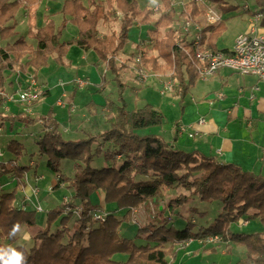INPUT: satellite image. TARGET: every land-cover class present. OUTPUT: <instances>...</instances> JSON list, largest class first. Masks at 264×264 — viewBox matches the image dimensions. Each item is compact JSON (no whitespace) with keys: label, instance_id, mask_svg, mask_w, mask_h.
<instances>
[{"label":"trees","instance_id":"1","mask_svg":"<svg viewBox=\"0 0 264 264\" xmlns=\"http://www.w3.org/2000/svg\"><path fill=\"white\" fill-rule=\"evenodd\" d=\"M40 1L0 0V43L5 42L0 44V126L5 120L26 124L42 120L44 131L36 138L38 154L46 158V167L57 177L55 188L64 179L70 180L73 197L80 203V212L63 215L62 207L49 210L45 225L35 230L30 238L31 246L26 247L18 242V233L14 236L10 233L17 224L19 228L34 226L35 211L22 205V198L21 204L16 202V188L4 191L1 187L0 248L11 247L22 252L26 257L25 264H168L166 258L173 254L175 243L217 236L223 241L245 246L246 258L234 264H264V174L243 170L233 163H220L214 156L205 155L199 150L175 148L172 143L177 140V131L173 133L171 141L156 133H139L138 130L160 126L164 119L162 112L150 104L128 110L123 102L118 104L108 101L102 113L108 129L100 134L86 133L85 137L79 139L61 136L59 122L52 111L36 119L27 112L14 114L1 110L5 100L1 93L13 83L6 79V71L16 74H26L29 68L36 71L46 66L50 57L59 65L67 67L69 63L65 61V54L71 44L83 50H93L113 74L118 90L123 91L125 84L121 82L120 76L125 68L123 63L127 62L121 60L120 63L117 58L137 17L139 24L146 29L145 35L149 32L159 34V29H164L153 40L152 50L156 51V55L147 51L143 62L153 72L172 68L175 84L173 94L181 100L200 76L189 54L177 42L181 41L192 51L194 47L181 35L179 25H173V22L187 14L199 18L203 12L196 1L185 3L177 13L171 0H162L163 11L154 19L151 8L139 9L138 0H64L58 10L64 17L62 22L56 26L52 19L44 17L45 23L38 27L35 14ZM206 1L220 9L221 20L203 29L202 42L205 47L217 50L220 48L216 42L225 29V20L231 17L228 13L237 10L238 5H232L227 0ZM263 1L255 0V4L264 14ZM112 5L117 6L115 11ZM21 8L29 9L28 35L36 41L35 46L28 44L23 36L17 37L16 15ZM245 11L254 14L258 10L247 7ZM111 19L120 22L118 32L101 34L99 24ZM66 21L75 26L76 37L61 41ZM129 58L131 61V56ZM39 94L44 97L48 91L41 90ZM97 137L108 143L105 150L100 147L92 150ZM23 148V143L15 139L7 144V150L17 156ZM98 155L104 157L106 164L95 168L92 161ZM64 159L74 164L75 172L71 177L64 175L60 169V162ZM14 161L8 159L1 162L0 173L12 174L21 181L30 166ZM37 166L36 163L32 167V172L37 171ZM175 186L192 190V194L198 195L200 201L219 203L222 205L221 212L212 222L197 230H193L194 223L191 221L183 229L175 228L170 213L176 212L188 201L184 195L164 200L163 192ZM96 190L103 192L106 204L116 205L115 210L106 212L101 222L91 220V212L96 209L90 204V195ZM145 200L153 204L155 210L152 217L156 218L157 213L159 219H146L139 224L132 237L122 235L121 224L125 220L130 221L132 209ZM249 208L255 209L253 217L258 218L263 231H233L230 224L244 217ZM166 210L170 213L164 214ZM115 211L121 214L116 215ZM57 216H61L59 225L52 231L50 223Z\"/></svg>","mask_w":264,"mask_h":264},{"label":"rangeland","instance_id":"2","mask_svg":"<svg viewBox=\"0 0 264 264\" xmlns=\"http://www.w3.org/2000/svg\"><path fill=\"white\" fill-rule=\"evenodd\" d=\"M226 1V0H225ZM230 4L238 5L237 10L230 11L228 14L231 16L225 20V29L223 33L217 39V44L220 47L230 46L233 43L235 36L243 31L248 30L250 23L248 24L249 14L245 10L247 7L254 8L255 0H227ZM139 9L142 10L144 7L150 8V0H138ZM208 5L215 7L217 11L220 12V9L212 3H207ZM61 5V3H60ZM37 6V5H36ZM113 6V5H112ZM176 12L178 13L182 6L176 4ZM55 10H59V5H54ZM114 11L117 9V6L114 5ZM52 8V7H51ZM21 8L18 11L17 18H23V10ZM54 9V8H53ZM163 8L159 11L162 13ZM240 12V13H237ZM44 13L40 12L35 14V19L39 20L42 18ZM221 14V13H220ZM117 15V14H116ZM118 12V16H120ZM152 18L157 16L153 13L151 14ZM228 16V15H227ZM176 18V17H175ZM20 19V20H21ZM180 20L173 22V25L179 24ZM139 23V17L134 21V25ZM152 24V23H150ZM28 20L27 22L20 21L16 30L20 35H23L28 41L31 42V38L28 35ZM120 22L118 20H109L103 21L99 24V31L101 34H110L111 32L117 33L119 30ZM133 27L129 30L128 39L126 40L123 49L119 53V57L123 58L127 56H132L131 53L139 47L140 37L137 38L139 34V27ZM260 33H264V18H261L258 22L255 23ZM137 26V25H135ZM143 28V26L141 27ZM164 31L163 28L159 29L158 33L149 32L146 34L149 38L146 39L147 42H150L144 45V49L147 52H151L156 55V51L152 50V44L154 38H158L160 34ZM146 29L143 28V35H145ZM74 37L71 31L66 29L63 31L60 36L61 41H69ZM137 39V40H136ZM134 47V49H133ZM133 49V51H132ZM82 54L79 53V48L76 44H71L68 46L65 57L68 60H71L73 66H70V63L67 67L59 65L53 57L48 59L46 66L34 71L30 70V74H16L6 71L4 75L6 79L10 81L14 79V83L11 86L5 88L3 93L14 95L15 99L17 98L18 93L23 90L30 77H34L37 86L42 87L44 85L49 89L50 94L42 97L41 94L37 93L35 101L31 102H19L18 100H4L1 110L3 112H11L14 114L17 113H29L30 116L39 119L43 114L52 111L54 117L59 122V132L61 136L65 139H79L86 136V133L91 134H100L104 130L108 129V124L103 120L102 110L104 105L108 101H113L115 103L125 104L128 110H133L140 108L146 104H150L153 108L160 110L164 116V119L160 126H153L149 128H144L138 130L141 134L156 133L163 137L164 139L171 141L173 137V128L176 125L182 124L186 131H191V125L194 124L199 117H203L207 120V123L215 120L217 115H219L215 110H212V105L218 101L222 107H239L236 111V121L241 127L242 131L249 136V133L252 132L251 128H248L246 125L247 109H257L254 106V103L249 102L246 98L249 89L247 84L253 80L250 77L240 75L238 73L232 72L227 69H220L214 75L204 80L199 78L193 86L189 89L188 93L184 98L180 100V97L176 94H161V86L156 77L150 69L151 73L147 80L144 83H141L135 75L134 78H129L128 73L132 70L123 69L121 72V82L125 84L123 91L118 90V86L113 77V74L110 71H106V67L103 61L99 60L97 55L93 50H86L84 54V62L86 65L77 64V60H80ZM76 62V63H75ZM162 62V59H160ZM163 63V62H162ZM171 72L169 67H166L163 72L157 71L163 76L169 75ZM221 74L226 75V78H220ZM29 75V76H28ZM18 78L19 81L17 79ZM102 77V78H101ZM62 80V83L60 82ZM82 80L84 82V88L82 91L85 92L86 98L82 99L79 102H75L73 105L68 102L67 96H63L64 91L69 92L72 89L71 85L76 86V81ZM105 80L102 83V81ZM137 82H136V81ZM75 81V82H74ZM75 83V84H74ZM102 84L104 86L102 87ZM81 88V86H80ZM245 88V89H244ZM245 90L242 95L245 98H241L239 91ZM64 94V93H63ZM224 95L222 98H218V95ZM259 94V92H258ZM121 97V99H120ZM42 98V100H41ZM218 98V100H217ZM41 100V101H40ZM40 101L39 104H37ZM211 101V104L209 103ZM90 102V103H88ZM34 104L37 106L32 107ZM262 106V105H261ZM32 107V108H31ZM92 108H95L97 116L94 115ZM31 111H30V110ZM251 109V110H252ZM236 110V109H235ZM92 111V112H90ZM254 111V110H253ZM258 111H262L261 107H258ZM256 112V111H255ZM264 116V115H263ZM42 117V116H41ZM252 121L257 123V131L261 135L260 142H264V118L257 116V120L252 118ZM39 124L42 123V120H37ZM35 122V123H36ZM42 125V124H41ZM41 125L36 124H26L21 121L10 122L8 120L4 121L3 126H0V148L2 151V156L0 157V163L6 162L8 159H14L17 164L29 165L30 170L23 174L21 181H18L16 176L9 175L5 173H0V190L1 187L4 191H12L16 188V202L22 203L21 198L23 194L20 192L24 189V194L28 196V200L25 204L27 209H34V218L36 224L34 226L25 227L21 226L17 232L19 239L18 242L23 243L26 247L31 246L32 240L30 239L32 234L38 227H43L46 223L47 212L54 208H61L63 210V215H68L70 213L78 214L75 207H79V201L74 199L73 190L70 187V180L64 179L63 182L59 183V187L55 188L54 186L58 183V179L55 174L49 170L45 165V157L39 156L38 154V145L36 144V138L38 133V128ZM92 127L93 129H89ZM254 130V131H255ZM44 128L42 126L41 131L38 133L42 135ZM183 136H187L183 134ZM11 139L18 140L23 143L24 148L21 151V154L17 156L10 150H7V144ZM95 143L92 146V150L100 147L101 150H105L108 146V143L102 142V138L97 137ZM217 143H212V150H215L217 153ZM180 148V147H179ZM205 148V153L209 154V150ZM14 161V162H15ZM14 162H11L13 164ZM37 163V171L32 172ZM105 160L102 155L95 156L92 161V166L95 168H100L105 166ZM1 166V165H0ZM60 169L62 173L66 176H73L75 172V167L72 161L68 159L61 160ZM1 170V167H0ZM200 174V173H199ZM199 174H196L199 176ZM17 185V186H16ZM179 195L187 196L188 201L177 209L179 213H170L169 210L164 211V214L170 213V215L176 220L175 228L183 229L188 222L194 223L193 230L197 228H202L207 225L209 222H212L214 218L221 212V206L217 202H204L200 201L198 195L192 194V190H188L182 186H175L171 189H167L163 192L164 200H168L170 197H176ZM67 201H69L67 203ZM90 204L94 209L107 212L108 210H115V204H106L103 199V192L101 190H96L90 195ZM40 206L42 210L37 211L36 207ZM75 206V207H74ZM154 207L151 201L145 200L138 207L132 209L133 215L132 219L129 221L125 220L120 227L122 235L132 237L136 234L139 224H142L145 221V218H150L152 220H158L159 217L153 218ZM116 215H120L119 211H115ZM255 212L254 208H249L246 216L247 218L239 217V219L230 224V227L233 231L239 233H251V230L263 231V228L258 220V218L253 217ZM250 216V217H249ZM61 216H57L51 223L50 229L54 231L59 225V220ZM254 218V219H251ZM194 219V221H193ZM249 219V225L247 226V220ZM238 221L240 223L238 224ZM246 225V226H245ZM199 226V227H198ZM241 226V227H240ZM259 232V231H258ZM207 238V237H206ZM204 238V239H206ZM65 239V238H64ZM203 238L196 239L202 244H214L217 249L220 250H211L207 248L200 249L198 253L193 254L190 257H186L183 260V264H234L243 258H246V248L243 245H237L232 241H223L221 239L213 242H203ZM136 241L142 242L137 239ZM222 249L224 252H221ZM170 256V255H169ZM181 255L178 258L179 262L181 260ZM168 264H170V257H167ZM177 262V264H179Z\"/></svg>","mask_w":264,"mask_h":264},{"label":"crops","instance_id":"3","mask_svg":"<svg viewBox=\"0 0 264 264\" xmlns=\"http://www.w3.org/2000/svg\"><path fill=\"white\" fill-rule=\"evenodd\" d=\"M63 1L64 0H41L36 7V14L40 13V12H42L44 14H43L41 19L35 20L36 25L38 27L42 26L45 23L44 17H48L49 19H52L54 21L56 26H58L62 22L64 17L58 12V8H57V11L55 10L54 5L60 6V3H62ZM263 3H264V1H263ZM253 9L259 11L260 7H258L254 2V8H252V9L250 8V10H253ZM246 12H248V11H246ZM237 13H240V12H237ZM252 13L253 12H250V11L248 12V14H249L248 15L249 16L248 24L250 23L251 15H253ZM17 15H16L15 30L18 27L20 21H22V22H24V21L27 22V20L29 21V9L26 8L23 10V18L22 19L20 18L21 20L19 18H17ZM261 18H264V14ZM65 23H66L65 28L63 31H66V29H68L69 31L72 32L74 37H76L75 26L72 23H70L69 21H66ZM135 25H137V26H135ZM135 25H134V27H136V28L139 27V34L137 35V38L140 37L139 41L140 42H141V40L147 41L146 39H148L149 37L146 35H143V28L144 27L141 28L142 26L138 22ZM263 29H264V27H263ZM259 31H262V29H260ZM16 32H17V37L23 36V35H20L17 30H16ZM25 40L28 44L35 46L36 41L34 39L31 38V42L28 41L26 38H25ZM149 42H150V40H149ZM0 44L3 45V44H5V42H1ZM216 44H217V42H216ZM232 44L230 46H223V47H220L217 44V47L220 49H225V48H230L232 46ZM78 48H79V53H81L82 56H81L80 60H77L76 62L79 65H86V63L84 62V58H85L84 54H85L86 50H83L80 47H78ZM133 49H134V47H133ZM133 49H132V51H133ZM131 54H133V53H131ZM129 57H130V55L127 57H124V59L120 58V57L117 58L118 61L120 59V61L124 60L127 62V63H123L125 65V68H124L125 70H131V68L133 70V66H132V63H131ZM65 61L70 63V66H69L70 68H71V66H73L71 60H68L67 57H65ZM104 65L106 67L105 63H104ZM30 70H31V68H29L27 70L28 73L27 72L26 73L30 74L29 73ZM105 70L109 71L107 69V67ZM134 75H135L134 70L131 71L130 73H128V77L130 79L134 78ZM247 77H250L253 80H251L250 83L247 84L249 92L247 93L246 98H248L249 102H251V103L253 102L254 106L257 108V109L250 108V110L247 109V111H246V116L248 119L246 121V125L248 128L252 129V132L249 133V136L246 135L244 133V131H242L241 127L239 126V124L236 121V119H237L236 118V111L239 109V107H237L235 104V106H233V107L227 106L224 108V107H222V105L218 101H216L212 105V108H213L212 110H215L218 114L220 113L219 115H217V118L215 120L211 121L210 123H207V120L205 119V123L202 125H198L197 121H196L194 124L191 125V129H190L191 131L183 132V133H180L179 130L176 129V126H177L176 125L173 128V132L177 131V140H176V142L172 143V145L175 148L180 147L179 149H183L185 151L199 150L200 152L204 153L205 155L214 156V158L220 163H233V164L239 165L243 170L250 171L253 173L264 174V142L263 143L260 142L261 135H260L259 131L255 130V129H257V128H255V127H257V123L252 121V118L254 120H257V116H261L262 118H264V116H263L264 115V84L257 81V79H255L252 76H247ZM220 78H226V75L221 74ZM15 79H17L19 81L18 78L15 77ZM10 81H12L14 83V79H11ZM60 82L62 83V80H60ZM103 82L105 84V80H103L102 83ZM104 84H102V87L104 86ZM84 86L85 85H83L80 88L77 84H76V86L71 85L70 88L72 90L69 92L64 91L63 92L64 94L62 93V95L63 96L66 95L68 98V102L73 105L75 102H79L82 99L87 97L85 92L82 91ZM38 87L40 88V91L46 90V91H48V95L50 94L49 89L46 88L44 85H42V87H40V86H38ZM244 91L245 90L239 91L240 96H241V94L244 93ZM258 92H259V94H258ZM223 96L224 95H222V94L218 95V98L220 99ZM218 98H217V100H218ZM241 98L243 99V98H245V96L242 95ZM41 100H42V98H41ZM40 101L37 104H39ZM88 103H90V102H88ZM209 103L211 104V101ZM37 104H34L32 107L37 106ZM258 107H261L262 111H258ZM92 110L95 113L94 115L97 116V113H99V112L96 111L95 108H92ZM101 113H103V112H101ZM33 124H36L37 126L41 125L38 122L33 123ZM33 124H31V125H33ZM180 125H182V124H180ZM41 128H42V125H41V127H39L37 129L38 133L41 131ZM89 129L91 130L93 128L90 127ZM189 132H191L193 134L192 137L188 136ZM38 133L36 135H39ZM183 134H186L187 136L185 137V136H183ZM214 139H215V143H217V145H218L215 148L220 150L217 153H215V150H212L209 148V147H211L212 143L214 142ZM205 148L210 149L209 154L205 153ZM25 190H27V189H24V192H25ZM20 192L23 194V198L25 197V199H24V204H25L28 200V196L24 194L23 190ZM175 213H179V211L176 210ZM243 218L245 219L247 217L244 216ZM146 219H148V218H145V220ZM251 219H254V218H251ZM174 221H175V219H174ZM193 221H194V219H193ZM233 223H231V224H233ZM239 223H240V221H238V224ZM249 224L250 223H249V219H248L247 220V226ZM258 231H260V229L259 230H251L250 232L254 233V232H258ZM120 233L122 234L121 230H120ZM203 248H207L210 250L212 248V250L216 251V249L219 247H215L214 244H202L201 242H199L196 239H190L184 243H175L173 245V254L170 256H167V257L171 258L170 264H177V262H179L178 258L181 255L182 258H181L179 264H183V260L186 257H190L193 254L198 253L199 250L203 249ZM217 250H220V249H217ZM221 252H224V250L222 249ZM224 253H226V252H224ZM168 263H169V261H168Z\"/></svg>","mask_w":264,"mask_h":264},{"label":"built area","instance_id":"4","mask_svg":"<svg viewBox=\"0 0 264 264\" xmlns=\"http://www.w3.org/2000/svg\"><path fill=\"white\" fill-rule=\"evenodd\" d=\"M189 1H196L203 14L197 18L192 17L190 14L180 19L178 30L181 35L186 39L188 43H192L194 50H190L181 41L177 42L178 46L187 54H189L192 64L198 72L201 79H208L214 75L220 69H228L232 72L238 73L243 76H252L257 81L264 84V33H260L255 23L258 22L263 13L261 11H255L250 17V26L248 30L238 33L230 48L212 50L204 46L202 42L203 29L208 25H213L221 20V14L207 4L206 0H171L172 5L179 4L182 6ZM151 10L153 14L158 16L159 11L162 9V0H150ZM149 42L141 40L139 47L133 52L131 56V63L133 66L135 77L144 83L149 75V70L143 63V58L146 56L144 45ZM121 63V61L119 60ZM158 77L159 84L161 86L160 93L173 94L175 92V84L172 80V76L169 74L163 76L156 72L153 73ZM27 83L26 87L21 90L17 98L15 99L13 93L6 94L5 101L7 100H18L19 102H30L35 100L37 93L40 88L36 85V81L33 77ZM77 85L82 87L84 82L82 80L76 81ZM205 123V118L200 117L197 120L198 125ZM180 133L186 131L183 125H178ZM189 137H192L191 132L188 133ZM219 152V151H218ZM2 151L0 148V157ZM69 201H67L68 203ZM75 207V206H74ZM76 212H80L79 207H75ZM37 211L42 210L40 206L36 207ZM107 213L99 210H93L91 212V220L101 222L105 219ZM219 240L217 236H209L203 240V242H213Z\"/></svg>","mask_w":264,"mask_h":264},{"label":"clouds","instance_id":"5","mask_svg":"<svg viewBox=\"0 0 264 264\" xmlns=\"http://www.w3.org/2000/svg\"><path fill=\"white\" fill-rule=\"evenodd\" d=\"M19 231V225H14L10 235H15ZM26 257L15 248H0V264H25Z\"/></svg>","mask_w":264,"mask_h":264},{"label":"bare ground","instance_id":"6","mask_svg":"<svg viewBox=\"0 0 264 264\" xmlns=\"http://www.w3.org/2000/svg\"><path fill=\"white\" fill-rule=\"evenodd\" d=\"M144 63V62H143ZM146 66V65H145ZM147 67V66H146ZM148 68V67H147ZM149 69V68H148ZM170 70H171V72H169V74L171 75V76H173V69L172 68H170Z\"/></svg>","mask_w":264,"mask_h":264}]
</instances>
